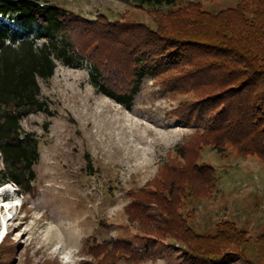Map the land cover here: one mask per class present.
Here are the masks:
<instances>
[{
	"label": "trees",
	"instance_id": "1",
	"mask_svg": "<svg viewBox=\"0 0 264 264\" xmlns=\"http://www.w3.org/2000/svg\"><path fill=\"white\" fill-rule=\"evenodd\" d=\"M123 1L149 7L155 27L106 14L88 19L48 0H0V186L14 182L31 192L40 143L22 121L50 113L39 81L50 80L58 64L88 70L99 94L128 109L141 82L158 79L167 92L199 98L173 112L182 123L219 111L181 149L183 161L169 160L149 184L153 190L135 194L160 208L163 228L151 226L143 205H131L130 217L184 244L185 264H264V234L254 238L228 220L201 234L181 213L188 193L208 198L218 181L214 167L200 162L204 146L221 152L232 146L264 162V0H240L217 12L196 1Z\"/></svg>",
	"mask_w": 264,
	"mask_h": 264
},
{
	"label": "rangeland",
	"instance_id": "2",
	"mask_svg": "<svg viewBox=\"0 0 264 264\" xmlns=\"http://www.w3.org/2000/svg\"><path fill=\"white\" fill-rule=\"evenodd\" d=\"M88 19L155 27L149 7L123 0H48ZM217 12L240 0H180ZM123 78H120L121 84ZM85 69L58 64L52 78L40 80L50 113L30 115L23 130L40 143L35 181L26 193L14 182L0 187V261L5 264H185L184 244L148 232L128 211L143 205L151 226L162 229L164 214L148 199L169 160L183 161L181 149L214 118L187 125L173 112L199 99L193 92L171 93L161 81L144 79L133 108L99 94ZM200 162L214 167L218 181L208 198L188 193L181 213L196 232L213 234L221 221H233L257 238L264 234V162L204 146ZM5 163L0 153V179ZM103 247V248H100ZM254 249L250 255L254 256ZM241 264V263H236Z\"/></svg>",
	"mask_w": 264,
	"mask_h": 264
},
{
	"label": "clouds",
	"instance_id": "3",
	"mask_svg": "<svg viewBox=\"0 0 264 264\" xmlns=\"http://www.w3.org/2000/svg\"><path fill=\"white\" fill-rule=\"evenodd\" d=\"M7 185V184H6ZM4 186V185H3ZM3 186H0V187H3ZM12 199H9L8 197H6L5 199H3V200H0V202H1V206L2 207H5L6 205H7V203L9 204L10 203V201H11ZM3 202V203H2Z\"/></svg>",
	"mask_w": 264,
	"mask_h": 264
},
{
	"label": "snow or ice",
	"instance_id": "4",
	"mask_svg": "<svg viewBox=\"0 0 264 264\" xmlns=\"http://www.w3.org/2000/svg\"><path fill=\"white\" fill-rule=\"evenodd\" d=\"M6 207V206H5Z\"/></svg>",
	"mask_w": 264,
	"mask_h": 264
}]
</instances>
